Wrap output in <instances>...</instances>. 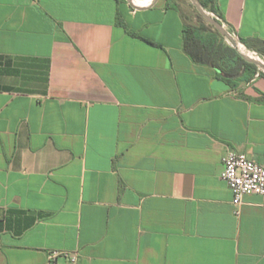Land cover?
<instances>
[{
	"label": "crops",
	"instance_id": "0c3cea01",
	"mask_svg": "<svg viewBox=\"0 0 264 264\" xmlns=\"http://www.w3.org/2000/svg\"><path fill=\"white\" fill-rule=\"evenodd\" d=\"M148 5L0 0V264H264V197L220 178L228 150L264 167V76L228 85ZM215 7L264 41V0Z\"/></svg>",
	"mask_w": 264,
	"mask_h": 264
},
{
	"label": "trees",
	"instance_id": "16d2710c",
	"mask_svg": "<svg viewBox=\"0 0 264 264\" xmlns=\"http://www.w3.org/2000/svg\"><path fill=\"white\" fill-rule=\"evenodd\" d=\"M199 1L205 10L214 13L224 24L221 14L215 7L216 0ZM119 20L118 17V23H120ZM130 35L137 37L133 34ZM240 43L264 57V41L254 40L250 44L247 41L240 40ZM182 49L194 64L216 69L219 78L228 85H232L233 81L240 76L250 79L257 71L255 65L246 62L233 47L224 41L218 31L204 22H201L198 26L186 25L184 27L182 31ZM260 76H264V74L260 73Z\"/></svg>",
	"mask_w": 264,
	"mask_h": 264
},
{
	"label": "built area",
	"instance_id": "2783aa9c",
	"mask_svg": "<svg viewBox=\"0 0 264 264\" xmlns=\"http://www.w3.org/2000/svg\"><path fill=\"white\" fill-rule=\"evenodd\" d=\"M257 72L256 77L260 76ZM223 171L221 180L232 193V202L240 206L245 196L259 195L264 197V167L253 162L241 152L228 150L222 159ZM64 259L66 264H80L77 251H53L48 256V264H57L58 259Z\"/></svg>",
	"mask_w": 264,
	"mask_h": 264
},
{
	"label": "water",
	"instance_id": "95a60500",
	"mask_svg": "<svg viewBox=\"0 0 264 264\" xmlns=\"http://www.w3.org/2000/svg\"><path fill=\"white\" fill-rule=\"evenodd\" d=\"M128 4L133 9H141L143 7H138L133 3V0H126ZM158 0H152V2L148 6H153L157 3ZM192 4L200 14V16L209 24L211 25L218 33L225 39L226 43L233 47L235 50L237 49V42L238 40L234 38L233 34L228 31V29L225 27V25L216 17H212V15L207 12L204 7L201 5L199 0H191ZM237 41V42H236ZM237 51V50H236ZM238 52V51H237ZM239 55L248 63H251L255 65L258 69H260L262 72H264V63L262 61H257L253 58L247 57L246 55H243L242 53L238 52Z\"/></svg>",
	"mask_w": 264,
	"mask_h": 264
},
{
	"label": "rangeland",
	"instance_id": "374dc122",
	"mask_svg": "<svg viewBox=\"0 0 264 264\" xmlns=\"http://www.w3.org/2000/svg\"><path fill=\"white\" fill-rule=\"evenodd\" d=\"M126 1V0H125ZM170 3H172L174 6H177L181 9L184 18L186 20V23L188 25H192V26H198L201 22L206 23L207 25H209L198 13V11L196 10V8L194 7V5L192 4L191 0H169ZM207 12H209L208 10H206ZM210 13V12H209ZM212 15V17L216 18V15L210 13ZM211 26V25H210ZM234 38H236L238 40V43H240V40L234 36ZM224 39V38H223ZM225 41V39H224ZM226 42V41H225ZM241 44V43H240ZM242 46H244L243 44H241ZM245 47V46H244ZM245 49L251 53L255 58L259 59L260 61H262L264 63V57L258 55L255 51H252L248 48L245 47ZM238 52H240L238 49H236ZM241 53V52H240ZM239 54V53H238ZM243 54V53H242ZM244 55V54H243ZM256 72H262L260 69L257 68ZM254 79H256V76L254 77ZM236 80H234L233 82H235Z\"/></svg>",
	"mask_w": 264,
	"mask_h": 264
},
{
	"label": "bare ground",
	"instance_id": "6f19581e",
	"mask_svg": "<svg viewBox=\"0 0 264 264\" xmlns=\"http://www.w3.org/2000/svg\"><path fill=\"white\" fill-rule=\"evenodd\" d=\"M140 0H133V3L138 6V7H143L148 5L152 0L149 1H145V2H139ZM237 42V41H236ZM237 44V49L243 53L244 55H246L247 57L253 58L257 61H260L259 59L255 58L251 53H249L244 46H242L240 43H236Z\"/></svg>",
	"mask_w": 264,
	"mask_h": 264
}]
</instances>
